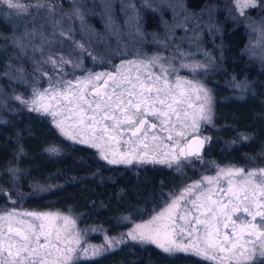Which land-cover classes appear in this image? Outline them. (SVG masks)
<instances>
[{
    "label": "snow or ice",
    "instance_id": "1",
    "mask_svg": "<svg viewBox=\"0 0 264 264\" xmlns=\"http://www.w3.org/2000/svg\"><path fill=\"white\" fill-rule=\"evenodd\" d=\"M260 2L264 0H234L240 15ZM0 4L10 15L30 14L33 8L37 15L47 11L39 29L25 26L23 38H13L21 55L29 50L24 41L36 35L41 45L31 47L33 56L37 51L43 56L46 45H63L64 38L73 42L67 55L49 52L42 61L59 75L53 78L43 73L48 76V86L33 85L29 98L16 96V100L49 116L66 138L98 149L109 164H166L179 170L192 158L204 162L201 153L210 137H202L200 127L201 122L212 121V97L201 82L179 75L172 59L137 53L110 70L89 69L68 79L65 65H71L73 73L82 69V56L87 52L84 44L73 40L71 24L64 27L65 19L71 21L75 16L83 28L79 8L74 6L71 13L58 11L54 0H35L34 4L0 0ZM128 7L135 12L134 4ZM136 19L138 16L130 17V22ZM46 26L51 28L49 35ZM261 33L264 35V28ZM77 53L81 58L73 59ZM205 67L180 64L193 72ZM47 151L56 153L58 149ZM207 163L215 167V175H203L179 192L169 193L164 208L135 224L127 238L154 244L169 255L191 254L207 264H264V167ZM9 171L15 176L19 170ZM75 225V219L60 213L0 208V264H77L81 258L98 256L123 242L106 238L100 246H83Z\"/></svg>",
    "mask_w": 264,
    "mask_h": 264
},
{
    "label": "trees",
    "instance_id": "2",
    "mask_svg": "<svg viewBox=\"0 0 264 264\" xmlns=\"http://www.w3.org/2000/svg\"><path fill=\"white\" fill-rule=\"evenodd\" d=\"M188 1L198 7L208 0ZM146 22L152 26L151 17ZM12 28L0 18L1 36L10 35ZM222 40L223 67L209 82L215 96L210 155L241 165L264 164V67L257 62L247 64L241 51L246 33L241 27L226 25ZM0 41V88L5 92L17 90L20 86L3 76L14 47L7 40ZM232 74L247 75L250 91L240 94L230 87L226 80ZM245 136L248 139L242 138ZM50 147L58 151H47ZM207 151L206 146L204 153ZM9 169L19 170L16 182ZM168 175L149 165L109 164L95 148L66 139L46 115L29 109L18 106L0 123V190L22 195L27 208L71 212L84 226H103L111 234L123 232L159 207L172 188ZM33 185L41 186L42 192L33 191ZM2 191L0 208L8 204ZM77 264L207 262L191 254L169 255L154 244L128 241L99 256L80 259Z\"/></svg>",
    "mask_w": 264,
    "mask_h": 264
},
{
    "label": "rangeland",
    "instance_id": "3",
    "mask_svg": "<svg viewBox=\"0 0 264 264\" xmlns=\"http://www.w3.org/2000/svg\"><path fill=\"white\" fill-rule=\"evenodd\" d=\"M22 2L34 4L35 0H22ZM54 3H56L58 11L69 13L74 6L78 7L84 16L83 28L79 18L73 16L71 21L65 19L64 27L67 28L71 24L74 30L73 40L84 44L87 49V52L82 56V69H76L73 73L72 66L65 65L64 72L68 74L66 78L71 79L73 75H83L84 71L89 69L92 71H102L106 68L110 70L112 65L119 64L121 60L134 59L137 53L142 57L159 55L172 59L173 65L179 69V75L198 80L210 91L212 121L211 123L201 122L200 127V135L210 137L206 144L208 151L202 154L203 163L197 158H192L191 161L183 162L179 170L176 165L169 167L166 164H131L130 166L149 165L160 168L164 173L167 172L172 182V188L166 193L159 207L154 209L152 213L132 222L129 228L118 234H111L99 225H81L78 217L71 212L59 209L27 208L23 205L22 195L16 193L11 195V192L5 189L2 192H6L8 204L4 207L70 216L76 221V230L82 234L83 246H100L105 243L106 238L123 241L108 250L110 251L123 243L133 241L127 238V233L135 224L150 219L155 212L164 208L169 199V193L179 192L184 185L200 179L203 175H215V167L207 162L214 161L221 167L226 165H235L246 169L264 167V164L241 165L234 162L219 161L210 155L211 146H213V136L210 131L214 125L215 96L211 84H209L223 67L221 63L224 46L222 35L226 25H229L230 28L239 26L246 33L245 44L241 51L248 60L247 64L257 62L260 67H264V35L261 33V29L264 28V2H260L255 8L245 9L244 15H240L234 0H208L203 1L198 7L190 6L188 0H148L147 4H145V0H75V4L73 0H54ZM129 3L135 5V12L128 7ZM134 16H138V19L130 22V17ZM148 16L152 18V26L146 22ZM46 17V10H41L37 15L34 8L30 14L10 15L6 6L0 4V18L5 19V22L13 27L11 34H7L5 37L0 35V40H7L14 47V56H11L12 61L10 59L3 76L20 86L19 89L8 90V92L0 88V123L4 122L10 113L15 112L18 106L22 109H29L19 100H16V96L27 99L30 97L33 85L40 89L46 88L48 76L56 78L59 75V71L53 69L52 65L42 62L48 53L59 52L67 55L73 46L72 41L64 38L63 45L59 43L52 46L46 45L43 56L39 51L33 56L31 47L39 48L41 45V38L36 35L24 41L25 44L29 45V50L26 55H21L20 50L12 42L13 38L22 39L26 30L25 26L28 30L39 29L40 25L45 23ZM44 31L46 35H49L51 28L46 26ZM49 38L52 39L53 37L49 36ZM56 39L59 38L56 37ZM2 45L3 41H0V46ZM101 45L105 46H102L104 49ZM182 53L186 55H181ZM92 57H97V60L94 61ZM72 58L81 57L77 53ZM33 60L39 63L34 64ZM181 63H201L205 64L206 67L193 72L190 68H180ZM20 69H23V72ZM45 72L48 73V76L43 75ZM226 81L240 94L250 91L251 80L247 79V75L232 74ZM47 117L51 121V118ZM96 150L99 153V150ZM16 178L17 175L15 174L14 182H16ZM33 191L41 193V186L33 185Z\"/></svg>",
    "mask_w": 264,
    "mask_h": 264
},
{
    "label": "water",
    "instance_id": "4",
    "mask_svg": "<svg viewBox=\"0 0 264 264\" xmlns=\"http://www.w3.org/2000/svg\"><path fill=\"white\" fill-rule=\"evenodd\" d=\"M201 136L203 137V135H201ZM206 144H207V142L205 143V145H204V147H203V151H202L201 155L203 154V152H204V150H205V148H206Z\"/></svg>",
    "mask_w": 264,
    "mask_h": 264
}]
</instances>
